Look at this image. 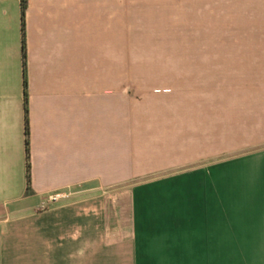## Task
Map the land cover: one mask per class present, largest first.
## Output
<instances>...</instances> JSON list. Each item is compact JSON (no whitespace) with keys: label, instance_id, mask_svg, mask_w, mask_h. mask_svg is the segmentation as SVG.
<instances>
[{"label":"crops","instance_id":"0c3cea01","mask_svg":"<svg viewBox=\"0 0 264 264\" xmlns=\"http://www.w3.org/2000/svg\"><path fill=\"white\" fill-rule=\"evenodd\" d=\"M25 40L28 195L0 0V264H264V0H27ZM153 71L122 142V82Z\"/></svg>","mask_w":264,"mask_h":264},{"label":"rangeland","instance_id":"374dc122","mask_svg":"<svg viewBox=\"0 0 264 264\" xmlns=\"http://www.w3.org/2000/svg\"><path fill=\"white\" fill-rule=\"evenodd\" d=\"M144 82H122L121 112H122V142L124 141L125 132L132 126L130 119L131 112L135 110H158L160 107V90L168 82H161V72H142ZM170 84V82H169ZM134 121V120H133ZM129 184H122V186ZM45 199L42 200V202ZM74 201L70 198L66 201H60L52 206L65 204ZM43 264V263H41Z\"/></svg>","mask_w":264,"mask_h":264},{"label":"trees","instance_id":"16d2710c","mask_svg":"<svg viewBox=\"0 0 264 264\" xmlns=\"http://www.w3.org/2000/svg\"><path fill=\"white\" fill-rule=\"evenodd\" d=\"M27 9V0H20V44L22 58V96H23V137H24V163L26 192L31 193L30 178V150H29V109H28V82L26 75V40H25V15Z\"/></svg>","mask_w":264,"mask_h":264},{"label":"built area","instance_id":"2783aa9c","mask_svg":"<svg viewBox=\"0 0 264 264\" xmlns=\"http://www.w3.org/2000/svg\"><path fill=\"white\" fill-rule=\"evenodd\" d=\"M72 196L71 191H57L52 194H50L48 197L45 198L43 202L39 205V210L45 211L47 210L51 205H54L56 203H59L60 201H66L69 200Z\"/></svg>","mask_w":264,"mask_h":264}]
</instances>
